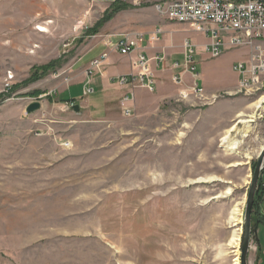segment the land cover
<instances>
[{
    "label": "rangeland",
    "instance_id": "374dc122",
    "mask_svg": "<svg viewBox=\"0 0 264 264\" xmlns=\"http://www.w3.org/2000/svg\"><path fill=\"white\" fill-rule=\"evenodd\" d=\"M159 10L161 0H0V264L240 263L244 201L264 145V100L256 103L264 87L250 96L217 94L223 97L211 105L175 101L169 73L184 70L186 41L200 83L224 91L237 86L233 65H247L249 51L229 48L212 58L205 34ZM107 12L111 19L96 28ZM126 31L144 33L146 54L162 56L160 64L150 60L159 65L154 92L130 89L138 100L129 116L120 101L127 92L118 90L125 86L115 76L95 82L106 81V63L69 81L75 68L111 50L103 40L113 47ZM68 98L77 104L67 108ZM33 102L39 108L27 111ZM244 102L251 108L243 111ZM240 113L252 121L238 124ZM234 124L228 141L236 149L228 150L223 133ZM263 222L264 162L247 264L255 243L264 248Z\"/></svg>",
    "mask_w": 264,
    "mask_h": 264
},
{
    "label": "built area",
    "instance_id": "2783aa9c",
    "mask_svg": "<svg viewBox=\"0 0 264 264\" xmlns=\"http://www.w3.org/2000/svg\"><path fill=\"white\" fill-rule=\"evenodd\" d=\"M136 1V0H134ZM163 10L161 11L167 20L178 23H186L194 26L195 29L208 37L205 50L209 56L216 58L225 49L244 47L249 51L247 65L239 61L233 65L238 73L237 86L233 95H255L261 92L264 87V0H161ZM160 7V6H158ZM157 7V10H158ZM149 34V41L158 39L156 33ZM145 40L144 33L138 31H126L116 36V42L111 47L110 40H103L102 44L111 50L102 52L93 58L85 69V76L89 78L96 68L108 58L109 51H117L124 57H129L131 71L125 75H117L113 81L119 86L127 88L129 93L121 98V109L125 116L131 115L133 111V93L130 89L135 87L154 91V75L150 69V60L157 64L162 61L160 55L149 58L142 47ZM184 72L191 74V82L180 90L175 101L200 100L207 102L205 90L197 83L198 74L194 73L192 66L193 45L184 43ZM179 64L175 63L174 68ZM176 85H183L181 76L176 74L172 77ZM85 90L84 94L90 93ZM228 95V94H227ZM214 95V99L223 97ZM232 96V95H228ZM262 97V96H260ZM259 97V99H260ZM258 99V100H259ZM264 102V101H263ZM261 102L260 104H262ZM66 107L73 105V102H65ZM124 103H127L124 105ZM254 123V121L252 122Z\"/></svg>",
    "mask_w": 264,
    "mask_h": 264
},
{
    "label": "crops",
    "instance_id": "0c3cea01",
    "mask_svg": "<svg viewBox=\"0 0 264 264\" xmlns=\"http://www.w3.org/2000/svg\"><path fill=\"white\" fill-rule=\"evenodd\" d=\"M154 30H156V29H154ZM153 30V31H154ZM152 32V31H151ZM150 34V33H149ZM151 35V34H150ZM150 38H148V40H149ZM147 40V39H146ZM149 43H150V41H149ZM102 45L101 44V42H100V40H98L94 45H92L91 47H89V48H87V50H85V52H83L82 54H81V56L79 57V59H78V61H80V60H82V58H83V55H85L89 50H91L92 48H94L96 45ZM151 45H153V43H150ZM147 47V46H146ZM146 47L144 48V49H146ZM151 51L153 50L151 47H148ZM105 50H103L102 52H104ZM102 52H100V53H98L97 55H95L94 57H92L91 59H89L86 63H84L83 65H81V66H79V67H77V68H75V70H73V71H76V75H74V76H72L71 78H70V82L71 81H73V80H84V77H85V69L87 68V66H88V64H89V62L93 59V58H95V57H97V56H99ZM117 53V52H116ZM146 53V52H145ZM113 54V53H112ZM111 54V55H112ZM154 52H151L150 53V55H148V56H154ZM116 56L112 59V60H109L111 57L110 56H108V58H107V60H106V64L103 66V69L101 70V72H103V77L104 78H106V81H104V80H98V78L97 79H95V82H97V81H100V82H103L104 83V85H107V84H109L108 83V81H109V79H110V77H112V76H117V75H119V74H126V73H128V71L130 70V66H129V57H124V56H121L120 54H115ZM157 55H160V54H157ZM161 56V55H160ZM162 57V56H161ZM109 60V62H107ZM77 61V62H78ZM124 61H126L127 62V66H128V68L126 69V70H118L117 69V67L119 66L118 64L119 63H123ZM155 63V62H154ZM160 64V63H159ZM152 66H151V70L153 71V75H154V81H155V84H156V75H155V68L154 67H156V66H159V65H157V64H151ZM171 68H172V66H171ZM173 69H174V67H173ZM179 77L181 76V80H182V82H183V85L182 86H180V85H176L173 81H172V77L174 76V75H176V74H174L173 72H171V70H170V73H169V79H170V81H171V83L173 84L174 83V86L176 85V90H174V98H176L177 97V95H178V93L180 92V90L182 89V88H184V87H186V86H189V84H190V82H191V74H188V72H184V70H182V71H180L179 73ZM188 81H190V82H188ZM69 82V83H70ZM197 83H198V85L200 86V87H202L203 88V90H205L204 92H205V96H206V98H207V102H203V103H206L207 105H211L212 103H214V102H216L217 100H218V98L215 100L214 99V95H217V94H222V93H224V92H227V93H231V92H233L234 91V89L236 88V86H235V88L233 87V88H231V89H229V90H219V88L218 89H216L217 87H214V88H206L205 87V85L204 84H202V83H200V75L198 74V78H197ZM99 83H97V85H98ZM116 87V86H115ZM117 89H118V87H117ZM136 89H143V88H136ZM136 89H134L133 90V94H134V98H135V101L137 102V100H138V98L136 97ZM210 89V90H209ZM95 89H93V91H94ZM119 90V93H120V95L121 94H123L124 92H128L129 90L127 89V88H124V90L123 89H118ZM143 90H145V89H143ZM154 90H155V88H154ZM148 94H152L154 91H152V92H149V91H147V90H145ZM129 93V92H128ZM132 94V95H133ZM67 101H71V102H73L74 104L76 103V101L74 100V99H72V98H68V99H66ZM237 100H241V101H244V98H238V99H236L235 101H237ZM81 101H82V99H81ZM223 100H220V102H222ZM235 101L233 100V99H225L224 100V102H223V104H227V105H229L230 107L233 105V103H235ZM65 103V102H64ZM77 104V103H76ZM246 103L244 102L243 104H242V110L243 111H245V109H250L251 108V106L248 108L246 105H245ZM244 106H246L245 108H244ZM78 107H80L79 105H78ZM79 110V109H78ZM239 113V112H238ZM262 226H264V222H263V225ZM251 264H264V248L263 247H260V241H259V243L256 245V243H255V247H254V252L252 253V257H251Z\"/></svg>",
    "mask_w": 264,
    "mask_h": 264
},
{
    "label": "water",
    "instance_id": "95a60500",
    "mask_svg": "<svg viewBox=\"0 0 264 264\" xmlns=\"http://www.w3.org/2000/svg\"><path fill=\"white\" fill-rule=\"evenodd\" d=\"M40 104L39 102H33L27 106V111H33L37 108H39ZM75 111H78L79 107L78 105H75L73 108ZM264 162V145L262 149L259 152V155L257 157L256 165L250 180L249 184V190L247 192L245 201H244V215L242 220V234H241V242H240V258L239 264H247V253L249 251V222H250V216H251V207L254 203V194L257 186V181L259 174L262 170V165ZM257 222L254 225V232L257 229Z\"/></svg>",
    "mask_w": 264,
    "mask_h": 264
},
{
    "label": "bare ground",
    "instance_id": "6f19581e",
    "mask_svg": "<svg viewBox=\"0 0 264 264\" xmlns=\"http://www.w3.org/2000/svg\"><path fill=\"white\" fill-rule=\"evenodd\" d=\"M264 100V97L263 98H261V99H259V101L258 102H256L257 104L259 103H261L262 101ZM238 116H239V118H238V124L239 123H247V122H250V121H252V119H245V117H248L247 115H245L244 113H240V114H238ZM242 116H244V117H242ZM250 118L252 117L253 118V115H250L249 116ZM231 126H233V127H231ZM224 133H223V143H225V142H227L226 144L229 146V149L228 150H233V149H236V143L235 142H229L228 141V137H229V132H231L232 130H236V124H234V125H231ZM226 135V136H225ZM238 222H239V219H238ZM234 240V239H233ZM235 244H236V247L238 246V239L236 238L235 239ZM233 264H238V262H237V259H235V261H234V263Z\"/></svg>",
    "mask_w": 264,
    "mask_h": 264
},
{
    "label": "trees",
    "instance_id": "16d2710c",
    "mask_svg": "<svg viewBox=\"0 0 264 264\" xmlns=\"http://www.w3.org/2000/svg\"><path fill=\"white\" fill-rule=\"evenodd\" d=\"M114 1H115V0H114ZM125 6H126L125 4L119 5V9L124 8ZM115 9H118V8H115ZM113 13H114V12H112V13L107 12L106 14H104V15L101 17V19L98 20V21L95 23V27L97 28V27L100 26L102 23H104L106 20H110L111 17H112V14H113ZM88 30H89L88 32L90 33V32H92L93 30H95V28H93V30H91V28L88 29ZM59 62H60V59H57V60H55L54 62H50V63H48L47 65H45V67L42 66L41 69H42L43 71H47L48 69H53V68L55 67L56 64H59ZM64 101H65V100H64ZM66 101H67V100H66Z\"/></svg>",
    "mask_w": 264,
    "mask_h": 264
}]
</instances>
